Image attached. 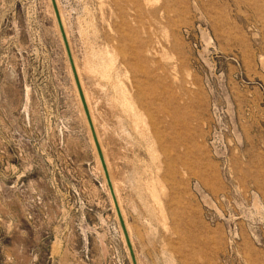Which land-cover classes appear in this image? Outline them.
Segmentation results:
<instances>
[{
  "label": "rangeland",
  "instance_id": "1",
  "mask_svg": "<svg viewBox=\"0 0 264 264\" xmlns=\"http://www.w3.org/2000/svg\"><path fill=\"white\" fill-rule=\"evenodd\" d=\"M56 3L137 264H264V0ZM92 138L51 0H0V264H132Z\"/></svg>",
  "mask_w": 264,
  "mask_h": 264
},
{
  "label": "bare ground",
  "instance_id": "2",
  "mask_svg": "<svg viewBox=\"0 0 264 264\" xmlns=\"http://www.w3.org/2000/svg\"><path fill=\"white\" fill-rule=\"evenodd\" d=\"M53 7V6H52ZM54 10V9H53ZM56 16V15H55ZM58 23V22H57ZM59 26V25H58ZM60 29V28H59ZM62 36V35H61ZM63 39V38H62ZM63 43H64V41H63ZM64 47H65V44H64ZM65 50H66V47H65ZM71 51V50H70ZM66 54H67V52H66ZM67 57H68V55H67ZM68 61H69V59H68ZM69 64H70V62H69ZM75 65V64H74ZM70 67H71V65H70ZM71 69H72V67H71ZM85 71H86V68H85ZM72 73H73V70H72ZM73 76H74V73H73ZM79 79V78H78ZM74 80H75V78H74ZM76 83V82H75ZM77 86V85H76ZM82 88V87H81ZM78 89V88H77ZM78 93H79V91H78ZM120 94H122V92L120 93ZM80 95V94H79ZM118 103H119V107H116V106H114V107H112L113 106V104H114V101H113V104L111 103V109H114L117 113H118V115H119V118H121L122 120H126L128 123V125H129V127L130 128H132L133 130H135V131H138L139 130V138L138 139H141L142 140V138L144 139L145 137H146V132H145V130H146V128L144 129V127H143V121H142V119L140 118V116L138 115V113L136 112V109L134 108L135 106L132 104V102L131 101H129L126 97H124V98H119L118 99V101H117ZM83 105V104H82ZM86 105H87V107H88V110H89V113H90V118H91V120H92V122H93V117H92V114H91V112H90V108H89V105L86 103ZM84 109V108H83ZM120 111V112H119ZM85 112V111H84ZM86 115V114H85ZM87 118V117H86ZM92 125H93V123H92ZM142 125V126H141ZM90 126V125H89ZM93 128H94V131H95V126H93ZM91 129V128H90ZM130 130V129H129ZM131 131V130H130ZM147 131V130H146ZM92 132V131H91ZM128 133H129V135H130V132L128 131ZM96 134V133H95ZM104 134V133H103ZM133 134H135V132L133 131ZM137 134V133H136ZM135 134V135H136ZM132 135V134H131ZM149 135V133L147 134V136ZM93 136V135H92ZM97 137V136H96ZM136 137H137V135H136ZM134 138V137H133ZM92 139H94V138H92ZM97 140H99V138L97 139ZM92 142H95V141H93L92 140ZM100 146V145H99ZM96 149V148H95ZM103 149V148H102ZM96 152H97V154L96 155H98L99 156V154H98V151H97V149L95 150ZM102 151V150H101ZM104 156V155H103ZM104 159H105V162H106V167H108V161L106 160V157L104 156ZM99 164H100V166H101V168H102V164H101V161H100V158H99ZM102 170H103V168H102ZM108 171V170H107ZM141 173H139L138 172V176H136V179L135 178H133V176L132 177H129V183L135 188V190L137 191V193L139 194V196H140V199H141V201L143 202V204L146 206V209L148 210V213H153V212H155V213H160V219H159V221L160 222H163L164 223V214H163V210H162V208L160 207V202H159V200H158V198H157V194H156V191H155V184H154V182H153V180H152V182L150 183V184H148L149 182L148 181H145L144 182V186H145V189H146V191H147V195H146V197H144L143 196V191H142V188H141V182L143 181V178H142V175H140ZM108 175H109V177H110V181H111V187H112V191H113V195H112V191H111V188H110V186H109V188H110V192H111V195H112V200H113V202H114V204L113 205H115V208H116V203H117V206H118V208L120 207V212H121V214H122V217H123V220H124V223H125V216H124V212H123V210L121 209L122 207H121V202H120V199H119V196L117 195V193H116V190H115V186H114V183H115V177H114V174H113V172H108ZM107 181V180H106ZM127 181V180H126ZM122 182H124V179L123 180H121V183ZM135 184H136V186H135ZM151 185V186H150ZM114 198H115V200H114ZM111 200V201H112ZM116 201V202H115ZM112 202V203H113ZM130 206H131V208L133 209V211L135 212V211H137V209H136V207L134 206V204L131 202V204H130ZM116 213H117V209H116ZM117 216H118V213H117ZM118 220H119V218H117ZM119 223H120V221H119ZM120 226H121V224H120ZM125 226H126V224H125ZM121 228H122V226H121ZM122 232H123V235H124V238L126 239V243H127V247H128V250H129V254H130V248H129V246H128V242H127V238H126V235H125V232H124V230H123V228H122ZM126 232H127V235H128V239H129V242H131L130 243V245H131V247H133V244H132V240H131V237H130V232L128 231V228H127V226H126ZM132 250H133V248H132ZM134 252V251H133ZM134 256H135V254H134ZM130 257H131V254H130ZM135 259H136V257H135ZM131 261H132V258H131ZM132 264H134L133 263V261H132ZM136 264H137V261H136Z\"/></svg>",
  "mask_w": 264,
  "mask_h": 264
},
{
  "label": "water",
  "instance_id": "3",
  "mask_svg": "<svg viewBox=\"0 0 264 264\" xmlns=\"http://www.w3.org/2000/svg\"><path fill=\"white\" fill-rule=\"evenodd\" d=\"M51 2H52V6H53V9H54V13L56 15V19H57V22H58V25H59V28H60V32H61L64 44H65V47H66V52H67V55H68V59H69L70 65H71L73 73H74L75 82H76V85H77V88H78V91H79V94H80V98H81V101H82V104H83V108H84L88 123H89L91 131H92V135H93V138H94V141H95V144H96V148H97V151H98V154H99V158H100V161H101V164H102V168L104 170L107 183L110 186L111 191H112L111 181H110V177L108 175L106 162H105L104 156L102 154V151L100 149V146L98 144V140H97V137H96L93 125H92V120L90 118V113H89L88 107L86 105L84 94H83V91H82V88H81V85H80V81L78 79V75H77V72H76V69H75L72 53L70 51V47H69V44H68V40L66 38V33L64 31V27L62 25V21H61L60 14H59V11H58V6H57V3H56V0H51ZM112 195H113V191H112ZM114 200H115V198H114ZM116 209H117V213H118V218H119L120 224H121V226H122V228H123V230L125 232L126 238H127V242H128V246L130 248V254H131L132 261H133L134 264H136V259H135V256H134V252L132 250V247L130 245V242H129V239H128V235H127V232H126V226H125L122 214H121V212H120V210H119V208L117 206V203H116Z\"/></svg>",
  "mask_w": 264,
  "mask_h": 264
}]
</instances>
